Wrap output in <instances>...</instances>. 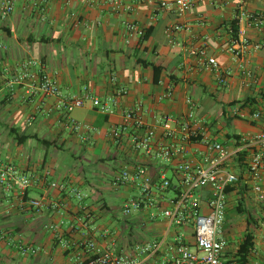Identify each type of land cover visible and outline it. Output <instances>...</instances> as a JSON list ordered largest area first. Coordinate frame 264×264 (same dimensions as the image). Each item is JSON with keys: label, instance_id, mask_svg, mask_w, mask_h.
Masks as SVG:
<instances>
[{"label": "crops", "instance_id": "1", "mask_svg": "<svg viewBox=\"0 0 264 264\" xmlns=\"http://www.w3.org/2000/svg\"><path fill=\"white\" fill-rule=\"evenodd\" d=\"M111 1L15 0L10 16L3 19L0 13V161L39 176L48 168L52 173L49 181L66 185L67 190L59 193L48 189V181L37 183L26 191V198L47 196L61 203L68 240L84 239L86 231L74 229L75 217L87 211L95 215L90 237L99 246L111 242L103 235L109 230L117 249L131 253L138 245L164 237L170 242L184 229L170 226L155 208L134 212L135 217L128 220L131 216L123 217V207L124 223L120 229H112V221L106 217L111 211L106 196L118 191L113 181L127 164L133 168L144 162L142 156L130 160L129 143L122 147L115 142L113 128L123 123L126 110L136 107L142 108L148 124L163 116H185L191 99L208 136L224 145L238 140L229 136L252 138L264 132V34L248 27L242 18L234 42L227 26L237 15H264V0H194L183 16L161 8V0H122L120 12L112 9ZM126 22L144 29L146 36H130ZM256 45L261 48L255 49ZM210 59L217 61L218 69L209 66ZM28 60L41 63L39 71L56 80L63 98L79 97L87 91L102 101L113 98L116 113L105 116L90 103L67 112L63 98L40 90L37 77L15 82ZM152 66L161 70L157 81ZM224 73L226 84L220 82ZM123 90L127 93H121ZM168 91L171 98H164ZM218 109L230 125L242 129L241 134L223 133L227 141L219 140L220 131H213L218 126ZM256 113L261 114L259 119L254 118ZM74 123L82 126L81 131L73 128ZM66 153L73 158V165L66 163ZM107 172L112 175L107 184H94L93 176L89 177ZM152 172L169 177L174 169L160 164ZM84 188L85 195L81 193ZM122 188L129 195L126 201L138 197L133 185ZM71 189L82 194V202ZM18 203L15 192L8 195L0 188V234L10 233L16 241L22 238L39 253L27 257V263H18L15 247L0 242V264H72L73 253L63 251L46 229L61 216L51 210H22ZM129 225L130 233L125 234ZM261 227L251 230L256 236L255 249L264 252ZM225 231L232 251H236L244 231L237 237L230 227ZM165 249L146 264L168 263Z\"/></svg>", "mask_w": 264, "mask_h": 264}, {"label": "built area", "instance_id": "2", "mask_svg": "<svg viewBox=\"0 0 264 264\" xmlns=\"http://www.w3.org/2000/svg\"><path fill=\"white\" fill-rule=\"evenodd\" d=\"M93 2V0H90ZM194 0H161L160 6L172 9L178 16H183L191 10ZM115 12L123 8L122 0L110 2ZM15 10V0H0V13L3 19ZM247 26L264 34L263 14H243ZM126 31L130 36L143 38L145 30L131 22H126ZM179 30L180 27H176ZM244 35L245 31H241ZM245 47L247 42L244 41ZM1 47V45H0ZM256 45L255 49H260ZM209 66L218 69L215 59L208 61ZM41 63L28 60L22 65V74L15 79L21 82L30 78H38L40 90L49 96L63 98L56 80L47 73H41ZM2 61L0 60V74ZM226 75H220V82L226 84ZM115 81V79L113 80ZM126 94V90L121 91ZM168 91L164 98H171ZM91 104L105 116L116 113L117 104L113 98L102 101L90 92L79 97L63 98L62 106L67 112L83 108ZM190 112L182 117L163 116L148 124L141 107L126 110L124 121L115 126L112 139L123 147L129 143L132 156H142L143 163H137L133 168L128 164L113 181L116 188L133 185L138 197L127 200L122 208V215L128 218L134 212L147 209H159L170 226H176L184 231L176 235L172 241L167 237L152 244L138 245L134 251H119L115 244L113 233L104 231L103 235L111 242L106 247L98 245L91 238L94 231L95 215L85 211L75 217V230L86 231L80 242H72L65 236L63 227L66 225L62 205L59 202L40 198H26V191L37 183H47L48 189L63 193L67 190L64 183L49 181L52 173L43 169L41 176L27 174L20 169L0 161V188L9 194L16 193L22 210L41 213L51 210L61 216L60 220L46 226L53 241L65 252L73 253L72 264H146L156 257L165 247L169 261L166 264H239L234 256L229 239L226 236V218L228 210L227 189L241 185L248 190L258 202L264 204V132L252 138L235 140L228 146L208 136L207 126L195 115L196 104L187 100ZM260 113L254 114L259 119ZM76 131L82 126L73 124ZM260 150L257 151L256 148ZM241 156L244 161L241 162ZM160 164L173 165L174 174L168 177L165 173L154 174L152 168ZM242 164V166H241ZM71 194L82 202V194L71 189ZM172 194V196H171ZM0 242H9L22 257H33L39 249L22 238L17 241L10 233L0 234ZM264 264V252L254 249L249 263ZM248 263V264H249Z\"/></svg>", "mask_w": 264, "mask_h": 264}, {"label": "rangeland", "instance_id": "3", "mask_svg": "<svg viewBox=\"0 0 264 264\" xmlns=\"http://www.w3.org/2000/svg\"><path fill=\"white\" fill-rule=\"evenodd\" d=\"M216 117L218 118V126L214 127V132L218 130L220 131V135H219V140L222 141H227L226 138L222 137L223 133H229V134H234V133H242V129L238 128L237 126H232L230 125V123L228 122V120L225 119L224 115H222V113L220 112V110H217L216 113ZM65 161L66 163H68V165H73V158L70 156V153H66L65 155ZM112 164L109 163L107 164V167H111ZM111 172H107L106 174H102V175H98L93 173L92 175H89V177L93 178L91 179L93 181L94 184H98L100 181L102 183H108V180L112 178V175L110 174ZM172 174H169V177H171ZM85 188L83 190H81V193L83 195L86 194L85 192ZM111 193V192H110ZM109 193V194H110ZM172 196V194H171ZM127 197H129L128 192L123 189L122 187L118 188V191L115 193V195H107L106 196V200L107 202L110 204L111 206V211H109L106 215V217L108 219H111L112 221V229H120L122 226L123 222V218L121 216V208L123 207V205L126 202ZM253 204L255 206H253ZM260 204L256 203L255 200H253L252 196H249V211L251 212L250 215L256 220V223H252L250 226V229L253 228L254 229H259V227L263 228L264 226V213L260 210ZM262 216V217H261ZM135 217L134 215H131L130 218H128V220H130L131 218ZM247 220H248V215L247 213L245 214H239L237 211H234L233 215L231 216V218H229V220L226 223V227L225 230L230 227L231 232L233 233V235L237 236H241L243 231L246 230V228H248L247 226ZM255 226H258L257 228ZM131 230V226L129 225L127 227V230L125 231V234H129ZM235 237V238H236ZM16 255V261L18 263H27L30 258H24L22 256H20L19 254H17L16 252L14 253Z\"/></svg>", "mask_w": 264, "mask_h": 264}, {"label": "trees", "instance_id": "4", "mask_svg": "<svg viewBox=\"0 0 264 264\" xmlns=\"http://www.w3.org/2000/svg\"><path fill=\"white\" fill-rule=\"evenodd\" d=\"M239 25H240L239 15H237L235 19L227 23V26H229V30L231 32V37L234 42L237 41L239 38ZM152 67L156 75L155 80L157 81V79L159 78V74L161 73V70L155 66ZM233 137L238 140L240 139V136H229V139ZM243 161H244V156H241V162ZM227 193H228V210H227L226 223L229 220V213H231V211L233 212L237 211L239 214L247 213L248 215V220H247L248 228H246L242 238L240 239L238 249L233 253L234 256L238 259L239 264H248L256 244L255 233L252 232V230L250 229L251 227L250 225L252 223H256V220L250 215L251 212L249 211V207H248L249 196L251 197V195L249 194L248 190L242 187L240 184L233 187H229L227 189ZM259 207L260 210L264 213V205L260 204Z\"/></svg>", "mask_w": 264, "mask_h": 264}]
</instances>
